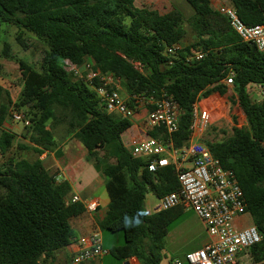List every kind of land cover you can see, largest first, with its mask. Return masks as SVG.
I'll return each instance as SVG.
<instances>
[{"label":"trees","instance_id":"trees-1","mask_svg":"<svg viewBox=\"0 0 264 264\" xmlns=\"http://www.w3.org/2000/svg\"><path fill=\"white\" fill-rule=\"evenodd\" d=\"M135 1L0 0V26L16 25L48 47L38 71L9 54L5 46V58L18 63L23 81L21 98L14 106L27 109L30 115L25 114L31 119L27 128L34 131L32 142L40 147L46 146L40 128L55 109L86 116L74 138L106 181L110 202L99 228L127 235L126 243L110 253L119 262L136 258L141 264H160L168 233L184 210L149 213L145 201L149 193L161 199L178 191L176 170L170 166L150 173L147 160L134 157L123 142L132 121L107 113L97 94L67 73L61 63L64 59L78 66L91 62L94 70L112 73L127 98L159 96L165 91L181 108L178 130L171 136L177 148L189 140L193 105L200 94L208 98L218 93L232 105L238 104L247 126H235L229 138L207 141V145L222 167L233 172L244 193L246 211L263 237L249 251L250 260L259 262L264 259V99L253 102L249 89L264 87V53L243 42L211 0H185L194 11L189 19L178 8L162 15L136 7ZM226 1L246 25L264 23V0ZM185 23L195 41L170 55L167 49L182 44L187 36ZM192 50L207 55L188 62ZM231 72L233 88L221 83ZM5 94L9 96L0 85V99ZM128 103L133 105L131 99ZM8 105L0 106V127L7 121ZM150 136L167 138L166 131L159 129ZM14 141L12 133L2 131L0 154L5 155ZM0 187L4 190L0 196V264H54L56 253L76 237L71 220L85 212L82 204L68 203L70 185L58 183L40 160L18 159L0 167Z\"/></svg>","mask_w":264,"mask_h":264},{"label":"built area","instance_id":"built-area-1","mask_svg":"<svg viewBox=\"0 0 264 264\" xmlns=\"http://www.w3.org/2000/svg\"><path fill=\"white\" fill-rule=\"evenodd\" d=\"M216 10L228 19L231 29L243 42L264 53V23L246 25L235 9L227 4L219 5ZM181 49L182 46L176 44L169 47L167 52L173 55ZM206 55L205 52L192 50L188 62L203 60ZM61 65L67 73L97 94L107 113L132 120L143 109L147 112V125L150 130L166 131L167 138L164 140L148 135L134 136L126 147L134 157L147 160V170L152 174L170 166L175 168L180 187L178 191L158 199L155 212L181 207L192 210L204 224L208 241L201 249L189 253L186 256L187 262L238 264L243 259L239 258V255H244L250 260L249 251L261 243L263 237L254 224L240 229L235 223L238 217L248 214L246 200L233 172L222 167L205 140L209 128L214 123L213 114L215 115L219 108L217 105L207 104L212 98H206L204 93L199 95L193 105L189 140L177 148L171 136L178 130L181 108L165 91L159 96L140 94L127 98L121 95L120 80L112 73L104 74L94 70L93 63L85 62L78 66L70 59H64ZM221 83L233 88L234 73L231 72ZM253 86L261 89L264 97V87ZM128 99H131L132 106L129 105ZM12 119L15 123L23 124L25 128L31 126V119L22 111H12ZM68 203L82 204L87 213H95L99 208L97 199H82L76 195ZM79 248V252L68 264H84L109 253L103 247L100 230L81 238ZM250 264H264V259L256 263L251 261Z\"/></svg>","mask_w":264,"mask_h":264},{"label":"rangeland","instance_id":"rangeland-1","mask_svg":"<svg viewBox=\"0 0 264 264\" xmlns=\"http://www.w3.org/2000/svg\"><path fill=\"white\" fill-rule=\"evenodd\" d=\"M218 1V0H212ZM224 4H230L228 1ZM135 6L138 8H150L158 11L160 14L164 15L174 8H178L183 12L185 18L189 19L194 11L190 5L185 0H136ZM184 28L187 30V36L182 42L183 47H187L195 41V34L189 27L187 23L184 24ZM9 46V54H12L18 59L26 61L34 69L41 70L42 60L45 52L48 50L46 44L39 40L34 34L20 29L18 26L2 23L0 26V85H2L5 90L8 91L9 96L5 94L0 99V106L2 104H9V113L7 117V122L13 131L20 137L17 140L12 149L5 155L0 154V167L10 160L18 159H28L33 161L37 156L34 152L29 151L27 148L31 147L32 139L30 136L25 135L24 131L27 130L21 123H15L12 119V111H19L20 108L14 106L21 98V93L23 90V81L21 72L19 70V65L15 60H10L5 58L3 50L5 46ZM214 94V95H213ZM212 100H210L211 106H218V110L213 114L214 123L209 128L205 140L209 142H221L229 138L233 133V128L246 127L247 121L246 116L238 104L232 105L225 99H221L218 93H212ZM249 95L253 102H261L264 97L262 96L261 89L252 86L249 89ZM211 97V96H210ZM20 111L29 114L25 107H22ZM218 114V115H217ZM30 115V114H29ZM235 118V119H234ZM1 131V130H0ZM134 132L131 130L125 134V141L128 143L131 135ZM1 135V132H0ZM26 148V149H22ZM100 155L104 156L105 153L100 151ZM111 163H114V159H110ZM4 193V190L0 187V196ZM158 204V199L152 194L147 195L145 206L148 212L153 213L155 207ZM246 220H250V216L245 215ZM182 218H189V226L184 229H178L177 226H173L169 231V237L166 239L165 249L162 252L161 264H173L175 261H180L183 264H188L186 261V256L188 252L198 250L203 246L207 238L206 229L202 221L195 216L192 210L184 212ZM252 224V223H251ZM126 233L124 231L118 232H103L104 246L111 250L113 247H120L126 243ZM241 261L240 264H250L251 261L246 259L244 255H239ZM116 258L110 256L105 260V264H116ZM119 261L117 260V263ZM238 263V264H239Z\"/></svg>","mask_w":264,"mask_h":264},{"label":"crops","instance_id":"crops-1","mask_svg":"<svg viewBox=\"0 0 264 264\" xmlns=\"http://www.w3.org/2000/svg\"><path fill=\"white\" fill-rule=\"evenodd\" d=\"M226 2V0H211V4L215 9L219 5ZM213 95H211V98ZM218 97L221 98L220 95ZM207 104L210 103L207 102ZM85 120L86 116H84L80 112H64L60 109H55L54 115L43 126H41L39 131V135L44 136L43 139L45 140L46 146H36L33 142H31L32 145L31 147H28V150L34 152L37 157L33 161L24 158L31 162L40 160L46 167V169L49 170L51 174L55 175L58 183L67 182L71 187V192L67 197V201H70L72 197L76 195L82 199H97L99 202V208L95 213H87L85 211L83 214L74 217L71 220V226L76 234V237L69 246L56 253L54 264H68L72 257L79 252V240L83 237L91 235L95 230H100L99 223L105 217L110 202L104 177L97 172L94 166V161L88 159V152L84 149L82 144L74 138L75 134L84 124ZM131 121L132 127L127 131L129 132L132 130L134 132L131 137H145L147 135L150 136V132H152V130H150L147 125L146 110L142 109ZM0 130L1 133L2 131L12 133L15 136L14 143L20 139L18 134H16L13 129H11L7 121L2 127H0ZM127 132H125L122 136L125 146L128 145L130 140L128 139V143L125 141V134ZM25 135L36 136V134H34V131L28 128L24 131V140L26 139ZM33 136H30L31 139ZM36 149L38 150V152H36ZM183 210L184 212L188 211L185 209ZM153 213H155V211ZM188 221L189 218H182L178 223L175 224V226H177L178 229L184 230L189 226ZM235 223L238 228L243 229L251 225L252 220L251 217L250 220H246L245 216H241L236 219ZM101 234L103 247L109 253L105 256H101L94 260L85 262L84 264H105V260L108 257L113 256L110 253V250L108 248H105L102 231ZM169 236L170 235L168 233L167 237ZM207 241L208 235L205 242L203 243V246ZM202 247H200L199 249H201ZM191 252H188L187 255ZM176 262L180 261H175V263L173 264H176ZM180 263L183 264L182 262ZM116 264L141 263L136 258H128L118 263L116 260Z\"/></svg>","mask_w":264,"mask_h":264}]
</instances>
